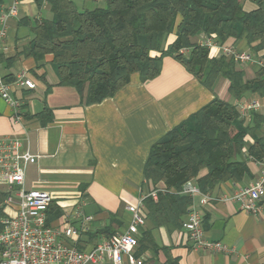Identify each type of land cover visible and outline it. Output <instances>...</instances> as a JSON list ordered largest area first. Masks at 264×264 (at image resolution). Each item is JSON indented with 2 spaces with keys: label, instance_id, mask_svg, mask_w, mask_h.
Instances as JSON below:
<instances>
[{
  "label": "crops",
  "instance_id": "1",
  "mask_svg": "<svg viewBox=\"0 0 264 264\" xmlns=\"http://www.w3.org/2000/svg\"><path fill=\"white\" fill-rule=\"evenodd\" d=\"M70 1L79 11L105 5L104 0ZM10 2L0 0V20ZM52 18L46 0H20L17 16L6 21L0 77L12 83L23 75L34 82L35 89L12 87V96L22 104L24 128L13 122L10 108L0 98V137L26 138L30 152L39 158L27 168L24 188L47 192L51 197L46 214L49 226L59 230L78 228L81 233L77 239L62 238L63 242L87 251L107 237L121 234L129 225L127 207L137 205L148 193L142 173L156 141L215 98L231 105L238 101L229 93L227 79L218 77L211 88H206L173 57H164L154 79L143 81L133 74L113 97L87 105L74 88L58 85L52 56L36 62L27 55L34 37L31 25ZM229 46L246 51L241 42ZM210 56L219 57L214 51ZM237 66L246 80L253 79L258 71L248 64ZM250 100L262 102L256 113L264 119V100L254 94L240 99ZM244 121L250 130L244 137L246 142L264 136V128L259 132L254 124L259 119ZM235 159L247 163L248 177L239 183L218 184L206 193L210 197L206 205L201 204L200 195L193 198L202 216L206 241L220 243L231 252L193 250L182 229L155 228L145 220L137 238L147 232L151 241L138 244L134 252L142 264H264V195L256 215L221 200L238 187L256 181L263 163L248 159L244 149ZM0 190L10 191L6 186H0ZM16 208L13 204L4 208V213L12 216ZM83 216L92 217L91 222L85 224Z\"/></svg>",
  "mask_w": 264,
  "mask_h": 264
},
{
  "label": "trees",
  "instance_id": "2",
  "mask_svg": "<svg viewBox=\"0 0 264 264\" xmlns=\"http://www.w3.org/2000/svg\"><path fill=\"white\" fill-rule=\"evenodd\" d=\"M46 1L53 18L31 25L27 55L36 62L52 56L58 85L74 88L87 105L113 97L133 74L154 79L164 57H173L206 88L223 77L237 101L246 94L264 100V70L246 80L232 60L211 57L197 44L201 37H214L220 45L241 42L246 51L264 56V0H104L103 8L85 11L70 0ZM248 2L255 7L246 10ZM182 49L188 52L180 54ZM251 117L259 119L254 124L261 132L264 119L257 113ZM244 125L236 105L215 98L156 141L142 173L148 189L142 201L145 219L155 228L181 229L192 204L180 194L186 181H194L202 193L241 182L250 175L247 163L235 159L243 149L248 159L263 163L264 136L246 142L250 130ZM6 197L0 190V221L7 216ZM145 240L151 241L147 232L138 244Z\"/></svg>",
  "mask_w": 264,
  "mask_h": 264
},
{
  "label": "built area",
  "instance_id": "3",
  "mask_svg": "<svg viewBox=\"0 0 264 264\" xmlns=\"http://www.w3.org/2000/svg\"><path fill=\"white\" fill-rule=\"evenodd\" d=\"M19 4L20 0H11L0 20V50L5 47L6 21L17 16ZM197 44L207 48L209 53L214 51L218 56L226 57L237 65L248 64L264 70V56H256L233 46L220 45L214 37H201ZM187 52V49L180 50V54ZM13 86L34 91L35 85L23 75L17 76L12 83H7L0 77V98L10 108L13 122L23 127V117L20 113L22 104L12 96ZM235 105L242 120H249L251 115L263 106L259 100L238 101ZM38 158V155L30 152L28 142L23 136L0 137V186L10 189L3 203L5 208L13 204L17 207L12 216L7 215L0 221V264H104L106 261L112 264H123L125 261L127 264H142V260L137 258L134 252L138 246L139 227L143 226L146 220L142 204L145 197L137 205L127 207L131 219L124 232L104 239L90 250L82 251L74 245L65 244L62 239H77L81 233L78 228L68 226L59 230L46 224V214L51 203L50 195L44 191L24 188V174ZM156 192L152 191L149 195L156 199ZM180 194L192 199L186 220L181 227L188 235L191 248L211 253H230V248L205 239L202 216L194 207L193 198L200 195L201 204L206 205L210 200L209 195L200 192L194 181H186ZM263 195L264 168L256 181L238 187L229 197L224 196L221 200L231 201L240 211L256 215ZM91 220L92 217L83 216L85 224Z\"/></svg>",
  "mask_w": 264,
  "mask_h": 264
},
{
  "label": "rangeland",
  "instance_id": "4",
  "mask_svg": "<svg viewBox=\"0 0 264 264\" xmlns=\"http://www.w3.org/2000/svg\"><path fill=\"white\" fill-rule=\"evenodd\" d=\"M244 7H245L246 10H250V9H253L255 6L252 3L248 2V3L245 4Z\"/></svg>",
  "mask_w": 264,
  "mask_h": 264
}]
</instances>
